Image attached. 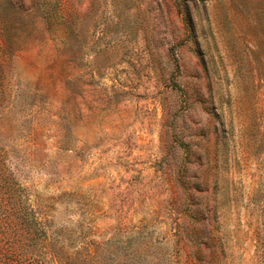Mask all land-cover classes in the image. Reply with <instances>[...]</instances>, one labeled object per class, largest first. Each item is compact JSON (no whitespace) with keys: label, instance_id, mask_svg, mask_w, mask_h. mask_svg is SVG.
I'll list each match as a JSON object with an SVG mask.
<instances>
[{"label":"rangeland","instance_id":"rangeland-1","mask_svg":"<svg viewBox=\"0 0 264 264\" xmlns=\"http://www.w3.org/2000/svg\"><path fill=\"white\" fill-rule=\"evenodd\" d=\"M0 219L23 264H264V0H0Z\"/></svg>","mask_w":264,"mask_h":264},{"label":"trees","instance_id":"trees-1","mask_svg":"<svg viewBox=\"0 0 264 264\" xmlns=\"http://www.w3.org/2000/svg\"><path fill=\"white\" fill-rule=\"evenodd\" d=\"M9 224L5 221V219H0V230H2L0 231V239L1 238L3 239L5 236L3 234L6 233L5 232L6 228L4 226L9 227L10 226ZM1 240H0V264H23L20 262V259H14L15 258L13 256L14 249L11 247V245L1 244ZM48 254L51 257V259L54 261V264H88L89 261L95 258V255L93 254V250H90L88 247H83L80 250L74 251V253L71 256L65 257V259L58 256L57 252L49 251Z\"/></svg>","mask_w":264,"mask_h":264}]
</instances>
